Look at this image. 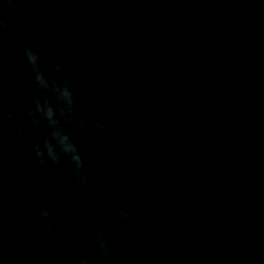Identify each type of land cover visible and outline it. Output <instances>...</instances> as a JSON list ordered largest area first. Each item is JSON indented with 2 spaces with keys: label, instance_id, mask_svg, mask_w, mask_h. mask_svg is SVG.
<instances>
[{
  "label": "water",
  "instance_id": "1",
  "mask_svg": "<svg viewBox=\"0 0 264 264\" xmlns=\"http://www.w3.org/2000/svg\"><path fill=\"white\" fill-rule=\"evenodd\" d=\"M11 1L0 264H264V0Z\"/></svg>",
  "mask_w": 264,
  "mask_h": 264
},
{
  "label": "clouds",
  "instance_id": "2",
  "mask_svg": "<svg viewBox=\"0 0 264 264\" xmlns=\"http://www.w3.org/2000/svg\"><path fill=\"white\" fill-rule=\"evenodd\" d=\"M25 55L29 61V63L33 66V69L36 70V76L35 81L41 86V87H48L47 81L44 79L43 74L39 71L37 67V54L31 51L30 49H25ZM57 71H59V65H57ZM54 91L58 94V99L66 102V104L69 106V110L71 104L73 103V97L72 93L67 86V84H64L63 86H56L54 88ZM37 104V110L42 113V115L49 121L51 125H57L58 122L54 119V111L53 109L48 106L47 101H45V104L43 107H41L39 100L36 101ZM63 112V109H62ZM97 126L100 128H103V124L99 121L97 122ZM52 136L56 139L57 145L60 147L61 151L64 153L71 155V160L75 162L76 168L79 169L81 167V158L78 154L76 146L72 143L69 136L67 134H64L61 129L58 127L56 130L52 132ZM108 139H111V136H108ZM45 147L47 148V154L48 156L53 160H57V154L54 151V148L52 145L48 144L47 141L45 142ZM36 155L39 157L42 155L41 150L37 146ZM43 163L44 161L41 160ZM59 171V169H57ZM86 180V177H80L81 183H83ZM41 215L44 217H47L49 215V212L46 209H41ZM122 215H124L122 213ZM103 247V245H102ZM81 264H87V261H81Z\"/></svg>",
  "mask_w": 264,
  "mask_h": 264
}]
</instances>
